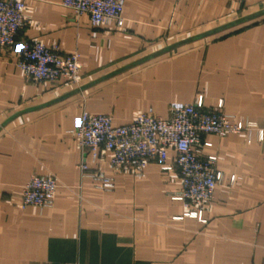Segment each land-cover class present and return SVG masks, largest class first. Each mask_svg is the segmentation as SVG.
Masks as SVG:
<instances>
[{"label":"crops","instance_id":"obj_1","mask_svg":"<svg viewBox=\"0 0 264 264\" xmlns=\"http://www.w3.org/2000/svg\"><path fill=\"white\" fill-rule=\"evenodd\" d=\"M18 41L77 51L81 82H34L0 47V264H264V140L206 134L223 179L202 218L174 196L177 169L157 161L140 176L116 172L111 153L94 160L73 131L84 111L126 125L152 109L202 94L224 100L234 121L264 129V0H123L124 24L93 26L62 0H25ZM210 36L191 40L212 29ZM174 157L175 152L170 151ZM114 178L106 191L79 165ZM169 162H172L170 160ZM54 175L55 205L21 207L23 186Z\"/></svg>","mask_w":264,"mask_h":264},{"label":"built area","instance_id":"obj_2","mask_svg":"<svg viewBox=\"0 0 264 264\" xmlns=\"http://www.w3.org/2000/svg\"><path fill=\"white\" fill-rule=\"evenodd\" d=\"M62 5L76 17L87 14L93 26L111 21L119 27L124 24L123 0H62ZM27 23L25 0H0V47L14 50L15 64L26 78L34 82L63 79L79 84L82 79L79 53H64L56 42L45 45L39 39L18 41ZM224 105L222 99L216 107H207L203 95L198 94L191 103H172L166 118L149 109L126 125L113 123L108 115L84 111L73 134L80 148L91 153L94 160L100 150L109 151V164L116 172L140 176L153 161L162 164L165 171L177 169L181 187L174 198L182 201L186 216L203 219L204 207L213 201L215 189L223 179V172L216 167L218 156L202 157L197 152L212 145L203 136L244 134L252 142L253 134L257 133L258 140H264V129L257 122L234 121ZM171 150L174 157L169 154ZM79 170L83 177L92 178L97 188L109 191L114 186L113 177L100 170H90L86 161L79 165ZM58 186L54 175L31 177L22 188L20 206L53 207Z\"/></svg>","mask_w":264,"mask_h":264},{"label":"water","instance_id":"obj_3","mask_svg":"<svg viewBox=\"0 0 264 264\" xmlns=\"http://www.w3.org/2000/svg\"><path fill=\"white\" fill-rule=\"evenodd\" d=\"M219 30H220L219 28L212 29L210 31H207V32H204V33H201L199 35H196V36L192 37L191 40L193 41L194 39H200V38H203V37H207V36L213 35V34L217 33Z\"/></svg>","mask_w":264,"mask_h":264}]
</instances>
